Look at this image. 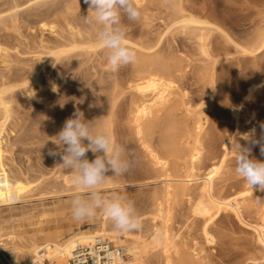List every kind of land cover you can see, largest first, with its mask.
Masks as SVG:
<instances>
[{
  "label": "rangeland",
  "instance_id": "374dc122",
  "mask_svg": "<svg viewBox=\"0 0 264 264\" xmlns=\"http://www.w3.org/2000/svg\"><path fill=\"white\" fill-rule=\"evenodd\" d=\"M4 2L6 0H0V5ZM177 2L183 7L199 12L201 10V13L208 17L209 22L218 28L209 36L210 43L206 48L208 56L200 54L193 39H189L188 36L173 29V22L170 21L173 19V4ZM138 3L137 6L140 7L142 12L140 20L133 22L125 17L121 18L122 24L125 26L126 40L129 46L136 51L135 62L113 70L107 62L106 54L100 48H97V51L90 56L72 55L67 60L60 59L61 61L49 59L39 71V84L24 83L18 79L17 75L20 76L23 73L19 77L23 78L30 69L32 70L38 64H36L38 62L37 56L42 52V48H39L40 44L44 43L43 45L50 47L47 49L51 50L55 45L62 42L59 29L53 33H50L46 28L42 31L40 25L32 22L34 20L33 14L42 10L41 8L37 11H28L24 13L25 15L21 14L26 21L24 20L23 25L22 22H19L16 31L10 28H0V42L6 49L8 46L7 58H4L5 61L0 58V80L12 79L13 84L17 83L16 89L13 88L12 90L13 119L7 129L8 144L6 149L8 151L0 161V178L6 177L9 183H12L18 190L20 189L19 194L21 190L22 194L26 193H23V191H27L29 181L33 186L41 182L39 179H42V181L44 179L48 184H50V180L51 183L54 181L51 176L53 174L50 172L61 167L60 165L54 167L59 159L58 156L48 155L49 149L57 148V145L53 143V140L58 142V138L55 136L62 129L65 120L71 117L79 108L84 107L87 111L91 110L90 113L86 111L83 115L86 120L94 123L96 120L88 117L87 114L96 115L99 112L96 111L98 108L95 107V109L89 101L94 102L100 93H107L113 83L117 85L118 92L120 90L115 108L112 109L113 135L115 141L125 149V155L133 163L128 172L114 176L119 182H123L124 185L127 184L128 186L123 189L101 191L103 195L109 197L112 195L122 196L134 203L138 215L145 213L142 215L149 217L151 197L158 194L160 196L162 190L160 173L156 172L149 151L167 160L168 172L172 176H184L189 173L186 154H183L185 157L180 154L181 151L176 154L166 152L160 145L159 139L162 132L158 127L160 123L168 118H173L175 121L178 120V123L184 124H182L181 129L173 130L177 136H181L183 132L182 135L186 138L182 137L181 139L180 146L186 151L184 152L180 148L182 153H187V150L195 145V130L192 122L194 116L201 115L203 121L206 120L203 130L199 134L200 136L198 135L201 154L200 162L198 161L196 165L198 174L203 173V166L209 163L208 161L214 153L221 152V137L226 136L234 128L231 105L235 100V102H238L243 97L244 83L247 80L259 77L264 72V45L261 48H256L251 53L247 51L248 48L241 50V48L233 47L236 44L242 47L253 31L264 28V0H140ZM23 18L20 17V21ZM220 31L222 33H219ZM57 33L58 35H56ZM53 36L56 39L58 38V41ZM35 47L37 50H35ZM47 49H43V51ZM140 59L151 60V62L157 60V62L170 66L172 69L171 77L167 76L165 78V75L164 79L169 78L167 79L169 81L171 79L176 90L171 101L166 105L168 107L161 108L159 114L156 113L148 117L142 123L145 126L151 122L154 127L152 126L153 128L149 132L143 131L138 134L134 123V110L136 105L141 102L139 101L141 98L133 90V85L140 76L137 71V60ZM29 67L31 68L29 69ZM211 67L214 70L212 80L209 79L210 74L204 76L203 71L204 68L210 70ZM17 80L21 82L18 83ZM206 83L207 85H205ZM20 85L21 87H19ZM77 107L79 108L77 109ZM263 111L264 87L261 89L260 94L258 93L246 100L241 122L246 123L256 120ZM175 116L176 118H174ZM60 122L61 124H59ZM52 131L53 133H51ZM241 143H244V141L241 140ZM252 154L257 159H264L260 156L258 145L253 147ZM236 157L237 152L235 151L226 159L220 177L214 182V191L218 194L236 191L237 186V189H239V187L247 184L244 178L235 172ZM25 178H28L27 182H23ZM33 179L34 181L37 180V183H32ZM45 182L41 187H47ZM32 187L28 188L26 196L36 191L37 194L34 193L33 195L38 196L39 193L41 197L48 196V199L42 200L39 199L40 196L37 198L29 195L32 199L29 200V197L25 195L22 197L21 194V199L18 198V201L0 202V215L7 217L11 214L27 213V219L32 217L29 220L26 219L28 221H26V224L24 222L27 227L29 226V230L43 229L44 231L56 226L61 228L71 226L81 230L92 229L98 225L103 216V214L98 213L94 218L76 221L72 218L70 211L71 200L76 191L65 193L54 199L50 198L49 195L46 196L40 193L42 191H39L40 189L29 193V189ZM174 190L177 191L176 188ZM175 191H173L174 194L170 202L171 219L169 226L173 232H177L182 237V249L186 254H189L190 264H260L262 259L261 250L255 243L252 231L243 224L247 220L249 223H252L253 220L255 222L263 213L264 202L258 203V197L264 199V192L256 191L255 194L243 196L241 200V204H243L241 211L243 222L239 221L230 212H221L215 215V218L208 222V227L216 239L215 244L210 246L205 243L202 237V220L196 218L191 212L190 205L191 202L193 203L196 200L197 189L195 187L189 188L187 190L188 197H184L180 192L175 193ZM187 198H193L190 205ZM42 203L47 204V208L51 206L57 209L53 213L46 212V215L42 214L44 217L40 216L39 213L47 209L46 206L44 208L41 205ZM245 219L246 221H244ZM141 226H143L141 230L145 228L142 232L147 236L149 226L147 228V224L144 223ZM133 232L135 233V231ZM194 250L199 253V257L201 256L200 260L193 252ZM152 253L155 254L149 256V263L161 264L160 254L155 251Z\"/></svg>",
  "mask_w": 264,
  "mask_h": 264
},
{
  "label": "bare ground",
  "instance_id": "6f19581e",
  "mask_svg": "<svg viewBox=\"0 0 264 264\" xmlns=\"http://www.w3.org/2000/svg\"><path fill=\"white\" fill-rule=\"evenodd\" d=\"M139 1L140 0H134V3L137 5L139 4L138 3ZM173 6H174L173 14H172L173 19L172 21H170V22H173V25H174L173 29L178 30L180 34L183 33L184 35L188 36L189 39H193V42H195V44L197 45V48L199 49L200 54L203 56H208L206 48H208V45L210 43L209 36L211 35L213 31L217 30L218 28H216L214 25L211 24V22H209L208 17L204 16V14L201 13V10L199 12V11H195L193 9L187 8V7H183V5H181L178 2L176 4H173ZM40 8L42 10L35 12L33 14L34 20H32V22L40 25V29H42V31L44 28H46V30H48L50 33H53V32L58 31L59 29L61 33L60 37L62 38V42L58 45H55V47H53V49L51 50H48L47 48H50V47L43 45L44 43L40 44L39 48H42V52L39 51L41 53L39 55L37 54L38 62H36V64L37 63L38 64L32 70L30 69L31 67H29L30 71L27 72V75L24 76L23 78H19L21 75H23V73L20 74V76L17 75L18 79H20L22 82L39 84L40 83V72L39 71L42 68V65L44 63H47L49 59L50 60L53 59L54 61H56L60 59L67 60L72 55L90 56L92 53L94 54L97 51V48H100L105 54L104 48L101 46V44L96 38L98 25L94 22V20L93 22L85 23L84 20L82 19V17H86L88 14L90 17H93V18L95 16L94 12H89V5L85 3V0H6V2L0 5V28H5V29L10 28L16 31L17 28L19 27V22H22V25H23L24 24L23 22L26 21L25 17L24 18L22 17V15H25L24 13L28 11H37ZM20 17L21 19L23 18V20L20 21ZM168 19L170 20L171 18L169 17ZM64 33H66V35H64ZM219 33H222V32L220 31ZM56 35H58V33ZM222 36L224 37V35ZM249 36L250 38L247 40L245 45L240 47L236 44L233 47L241 48V50L243 48L245 49L248 48L249 50L247 49V51L251 53L254 50H256V48H261L264 45V28L253 31L252 35H249ZM54 38L56 39V37ZM56 40L58 41V38ZM227 43L229 42L227 41ZM25 48H28V47H25ZM7 49H8V46H7ZM7 49L0 42V58H2L4 61H5L4 58L7 55ZM43 49L44 50L47 49V50L43 51ZM35 50H37L36 47H35ZM153 60L152 62L151 60L148 61L146 59L137 60V71L139 72L140 76L137 78L135 84L133 85L134 86L133 90L141 98V100H139L141 102L138 105H136L135 110H134V123H135V127L137 129L136 131L138 134L142 133L143 131L149 132L151 128L154 127V124L151 122H149L150 124H147L145 126H143L144 124L142 125V123L148 117L161 111L162 110L161 108L165 107L171 101L172 97L175 94V90H176L174 88L173 82H171V79L170 81L167 80L169 78L164 79L165 75H166L165 78L171 75V70H172L171 67L165 63H161V62H157V60L156 61H153ZM204 69H203L204 76H206L207 74H210L209 79L212 80L213 73H214L213 68L212 67L209 68L210 70L208 69L204 70ZM206 78L208 79V76ZM11 80H5V79L3 81L0 80L2 81L0 83V161L2 160V158H4V155L8 151L6 149V146L8 144L7 143V140H8L7 129L9 128V125L12 123V119H13L12 110L14 109L12 108L14 107L12 106L13 105L12 104L13 103L12 90L13 88L16 89L15 86L17 83L13 84L14 82H11ZM205 85H207V83ZM258 85H264V72L261 73L259 77L255 79L247 80L244 83L243 97L238 102H235L236 101L235 100L234 103L231 105V116L234 122V128L226 136L221 137L220 139L221 146H222L221 152L214 153L213 156H211V158L209 159L208 161L209 163H207L204 166L202 165L204 167L203 168L204 170H202L203 171L202 174L197 173L198 168L196 166L200 159V155H201L200 148H199L200 139H198L199 138L198 135L203 130L206 120L203 121V118L200 117L201 115L194 116L192 122H193L194 130H195L194 132L195 145L190 150H187L188 151L187 153H182L181 149L183 148H181L182 146H180L182 137L185 138L182 135L183 132L181 133V136L180 135L177 136V134L173 132V130L181 129L184 124L182 123L183 124L182 125L180 122L178 123L177 122L178 120L175 121L173 120V118H168L167 120L159 124L158 128L162 132L160 139H159L161 147L164 149V151L170 152L173 154L174 153L176 154L180 151H181L180 154L182 155L186 154L187 159H188L187 161L189 163V171H188L189 173L184 176H178V177L172 176L168 172L169 167H168L167 160L160 157L158 154L152 151H149L151 160L153 162V166L156 168V172L160 173L159 178L162 184V190L160 192V196L158 194V195H153L151 197V203H150L151 212L149 210L150 212V213L148 212L149 217H147V215L146 216L142 215L145 213H142L141 215H139L141 224L142 223H144L145 225L147 224V228L149 226L148 228L149 233L147 236H145L142 232L144 231L145 228L143 230H141V228L139 230H135V233L133 231H129V232L116 231L113 228L111 221L105 215L102 216L98 225L92 229L88 228V229L81 230V229H75L71 226L61 228L55 225L56 227L50 230H47V231L46 230L44 231L43 229L29 230V226L27 227V225L25 224H26V221L32 217H29V219H27L28 218L27 213L21 212L22 214H18V215L11 214V215H7V217L0 215V264H35L36 262L43 264L44 261H48L50 264H67L68 259L72 256L75 250L93 245L94 243L100 242L103 239L104 240L107 239L110 242H113L123 247V250L126 255L124 264H150L148 258L149 256L155 254V253H152L154 251L160 254L161 264H190L189 262L191 260L189 259L190 257L189 254H186L182 249V244H181L182 237L177 232H173L169 226V221L171 219L170 202L174 194L173 191H175L174 189L176 188L177 191H175V193L180 192L184 197L186 196L188 197L189 195L187 193V190H189V188L195 187L197 189L196 200L195 201L193 200L194 202L192 203L191 200L193 198L192 199L187 198V199H188L189 205L191 202V205H190L191 212L196 216V218L198 217L203 222V227L201 226L202 228L201 233L207 245L211 246L215 244V240H216L215 236L211 233V230L208 227V222H211V220L215 218L214 217L215 215L221 212H225V213L230 212L231 214L235 215L239 221L243 222V219H242L243 216L241 217V214H242L241 211L243 208L242 207L243 204H241V200L243 196L246 197L247 195H251L253 193L255 194L256 191H254L250 185L246 184V186H241L239 187V189H237L238 188L237 186L236 191L218 194L217 192L214 191V184H215L214 182L218 177H220L219 175L224 168L223 166H224L226 159L230 157L233 153H235L234 149L230 148L229 141L232 140V135L237 132H240L241 134L247 133L252 128H255L258 134L260 132V123L264 122V111L260 114L259 118L256 120L246 122V123L241 122V115L245 110L246 100L248 98L253 97L254 95L258 93L260 94L261 89L264 87V86L256 87ZM19 87H21V85ZM119 93H120V90L118 92L117 85L113 83L110 86L109 91L107 93L105 94L100 93L97 99L95 96L96 100L94 102L87 100L89 101L91 105L92 104L94 105V108L95 107L98 108V110L96 111H98L99 113H97L96 115L94 113H93L94 115L87 114L88 117H92L93 119L96 120L93 123L95 126V130L105 131L108 134H110L113 138H114V135H113L114 133L112 129L113 125L111 124V122H113L111 121L112 113H113L112 109L113 107L115 108V103L117 102V98L118 96H120ZM80 100L82 99L80 98ZM79 107H77V109ZM78 110L82 112L83 114L87 111L84 107L79 108ZM174 118H176V116ZM61 122L59 124H61ZM51 133H53V131ZM46 138H47V135H46ZM85 143H87V141H85ZM184 152L186 151L184 150ZM180 154L179 156H181ZM86 155L89 160H93L95 158V154H93L91 151H89ZM60 162L61 161L59 158L58 161L54 164V167L55 165H59L58 163ZM178 162H181V161H178ZM50 173L53 174L51 176L53 177L52 180H54L51 183V180H50L51 178H50L49 179L50 184L45 182L44 179L43 181L42 179H39V181H41L39 183L36 182L37 180L34 181L33 179L32 183H35V182L37 183L36 185L34 184L35 186H33V184L31 185L30 181L28 180L30 183V186L31 187L33 186L32 188L29 189V193L30 191L40 189L39 191L41 190L43 191V192L41 191L40 193L45 194L46 196L49 195L50 198L55 199L57 197L64 195L65 193L67 194L68 192L77 191L75 189V186L72 180L73 174L70 171L65 170L61 166L60 168H58V170L50 172ZM106 176L108 178L106 179L105 183L101 186L100 191L123 189L128 186L127 184L124 185L123 182H119L118 179H116L113 176V173L111 170L106 173ZM1 178H0L1 180L0 182V202L6 203V202L13 201V200H17L18 198L21 199L20 198L21 196L23 197V195L26 196L28 194L27 193L28 188L30 187L28 185L29 183H27V187H28L26 188L27 191H23V193L24 192L26 193L22 194V190H21V193L19 194L20 189L18 190V188L12 185V183H9L6 180V177H3V179ZM28 178H25V181L23 182H27L26 180ZM39 178L41 177L39 176ZM44 182L47 184L46 188H43V186L41 187V185H43ZM20 185H22V183H20ZM34 193L37 194L35 191L31 193V195L29 194L30 197ZM29 195L26 197H29ZM34 196L38 198V196L40 195L38 193V196L33 195V197ZM39 199H42V200L48 199V196L47 197L40 196ZM29 200H32V199L30 198ZM41 205L44 206L45 208L47 204L45 205L42 203ZM56 209H57L56 207L50 206L47 209H44V211L39 214H41L40 216H43V215H46L48 212L53 213V211H55ZM29 215H32V214H29ZM244 221H246V219ZM243 225L248 227L252 231L253 233L252 236L254 237L255 243L260 248L261 253H262L261 255L262 259L260 260V264H264V210H263V213L258 217V219L255 222L253 220L252 223H249L247 220V222H244ZM193 252L200 260L201 256L199 257V253L195 252V250Z\"/></svg>",
  "mask_w": 264,
  "mask_h": 264
},
{
  "label": "clouds",
  "instance_id": "9594fccd",
  "mask_svg": "<svg viewBox=\"0 0 264 264\" xmlns=\"http://www.w3.org/2000/svg\"><path fill=\"white\" fill-rule=\"evenodd\" d=\"M85 3L95 16L93 18L88 14L82 19L85 23L94 20L98 25L96 38L104 48L112 69L135 62L136 51L126 40L121 18L133 22L140 20V7L134 0H85ZM261 86L264 85L256 87ZM55 137L58 142L53 140V143L57 148L49 149L48 155L60 158L58 164L73 174L72 180L77 190L70 204L72 218L83 221L101 213L108 217L116 231L139 230L141 222L134 203L119 195L105 196L100 191L108 178L107 172L111 170L113 176L122 175L132 167L133 162L125 155V149L107 132L96 131L93 121L86 120L79 110L65 120ZM229 142L230 148L237 152L235 172L254 191L264 192V159H257L252 154L253 147L258 145L260 156L264 157V122L260 123L259 134L252 128L244 134H233ZM89 151L95 154L93 160L87 158ZM261 202L264 199L258 197V203Z\"/></svg>",
  "mask_w": 264,
  "mask_h": 264
},
{
  "label": "built area",
  "instance_id": "2783aa9c",
  "mask_svg": "<svg viewBox=\"0 0 264 264\" xmlns=\"http://www.w3.org/2000/svg\"><path fill=\"white\" fill-rule=\"evenodd\" d=\"M125 259L126 255L122 246L103 239L93 245L75 250L67 264H124ZM43 264L50 263L44 261Z\"/></svg>",
  "mask_w": 264,
  "mask_h": 264
}]
</instances>
